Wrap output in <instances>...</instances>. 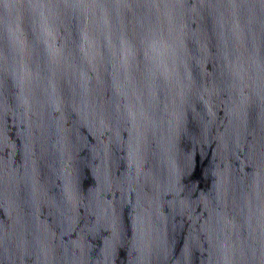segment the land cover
I'll list each match as a JSON object with an SVG mask.
<instances>
[{
  "label": "water",
  "instance_id": "95a60500",
  "mask_svg": "<svg viewBox=\"0 0 264 264\" xmlns=\"http://www.w3.org/2000/svg\"><path fill=\"white\" fill-rule=\"evenodd\" d=\"M0 264H264V0H0Z\"/></svg>",
  "mask_w": 264,
  "mask_h": 264
}]
</instances>
